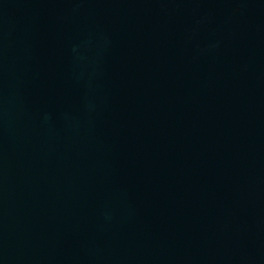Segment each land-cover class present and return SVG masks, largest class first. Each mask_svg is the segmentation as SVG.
Masks as SVG:
<instances>
[{"label":"water","instance_id":"obj_1","mask_svg":"<svg viewBox=\"0 0 264 264\" xmlns=\"http://www.w3.org/2000/svg\"><path fill=\"white\" fill-rule=\"evenodd\" d=\"M0 264H264V0H0Z\"/></svg>","mask_w":264,"mask_h":264}]
</instances>
